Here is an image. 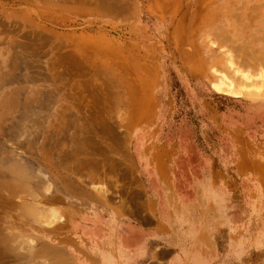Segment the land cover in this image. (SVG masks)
Returning a JSON list of instances; mask_svg holds the SVG:
<instances>
[{
    "label": "rangeland",
    "instance_id": "1",
    "mask_svg": "<svg viewBox=\"0 0 264 264\" xmlns=\"http://www.w3.org/2000/svg\"><path fill=\"white\" fill-rule=\"evenodd\" d=\"M263 54L264 0H0V264H61L46 195L88 173L120 183L137 136L179 216L190 205L187 235L205 231L196 264H264Z\"/></svg>",
    "mask_w": 264,
    "mask_h": 264
},
{
    "label": "crops",
    "instance_id": "2",
    "mask_svg": "<svg viewBox=\"0 0 264 264\" xmlns=\"http://www.w3.org/2000/svg\"><path fill=\"white\" fill-rule=\"evenodd\" d=\"M133 143L138 167L120 173V183L88 173L84 181L73 179V184L62 187L54 182L53 195H46L47 204L61 206L66 218L61 228L44 231L53 246H60L61 264H196L204 229L187 235L186 208L190 205H183L185 210L179 216L178 206L170 199L164 157L151 153L152 146L143 137L137 136ZM176 170L174 167L171 174L173 185L181 190L184 181L178 183ZM207 174L205 170V177ZM89 176L112 193L103 198L91 187ZM199 183L203 180L190 178L194 190Z\"/></svg>",
    "mask_w": 264,
    "mask_h": 264
},
{
    "label": "trees",
    "instance_id": "3",
    "mask_svg": "<svg viewBox=\"0 0 264 264\" xmlns=\"http://www.w3.org/2000/svg\"><path fill=\"white\" fill-rule=\"evenodd\" d=\"M191 88V87H190ZM183 87L181 85H179V90L182 91ZM182 131V133L180 132ZM176 132L178 134V136H183L182 138L184 139V143H185V149L189 150V151H193V148L194 147V144L195 143H192V141L190 140V137H191V133H192V128L191 126L187 125V124H183L181 123L180 126L176 129ZM204 132V131H203ZM209 132V131H208ZM205 133V132H204ZM182 134V135H181ZM207 154V153H206ZM204 154H196V156L198 158L201 157V160L202 162H204V159H205V156H203ZM207 156V155H206ZM191 157V156H190ZM180 163V167L182 165V157H180L178 160H177V163ZM204 164V163H203ZM180 175H181V171L178 172ZM178 174L177 176V179H178V183H180L182 181V175L180 176ZM183 182L180 183V185L182 184Z\"/></svg>",
    "mask_w": 264,
    "mask_h": 264
},
{
    "label": "bare ground",
    "instance_id": "4",
    "mask_svg": "<svg viewBox=\"0 0 264 264\" xmlns=\"http://www.w3.org/2000/svg\"><path fill=\"white\" fill-rule=\"evenodd\" d=\"M264 55V54H263ZM248 61V60H247ZM218 90H221L223 92H227L228 94L234 96V97H244L247 95H251L252 90L244 87H222V86H216ZM258 93V92H257ZM256 94V93H255ZM259 94V93H258ZM262 94V93H261Z\"/></svg>",
    "mask_w": 264,
    "mask_h": 264
}]
</instances>
